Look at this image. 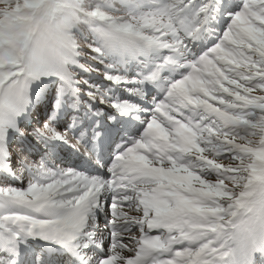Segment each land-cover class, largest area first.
I'll list each match as a JSON object with an SVG mask.
<instances>
[{"label": "snow or ice", "instance_id": "obj_1", "mask_svg": "<svg viewBox=\"0 0 264 264\" xmlns=\"http://www.w3.org/2000/svg\"><path fill=\"white\" fill-rule=\"evenodd\" d=\"M0 264H264V0H0Z\"/></svg>", "mask_w": 264, "mask_h": 264}, {"label": "rangeland", "instance_id": "obj_2", "mask_svg": "<svg viewBox=\"0 0 264 264\" xmlns=\"http://www.w3.org/2000/svg\"><path fill=\"white\" fill-rule=\"evenodd\" d=\"M72 163H74L73 161H72ZM72 163H70V164H72ZM75 163H78V161L77 162H75ZM105 244H107V242H105ZM107 247V246H106Z\"/></svg>", "mask_w": 264, "mask_h": 264}, {"label": "bare ground", "instance_id": "obj_3", "mask_svg": "<svg viewBox=\"0 0 264 264\" xmlns=\"http://www.w3.org/2000/svg\"><path fill=\"white\" fill-rule=\"evenodd\" d=\"M107 246V244H105V247Z\"/></svg>", "mask_w": 264, "mask_h": 264}]
</instances>
